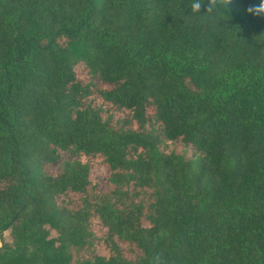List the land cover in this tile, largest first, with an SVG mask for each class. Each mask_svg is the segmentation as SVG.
Instances as JSON below:
<instances>
[{"label": "trees", "instance_id": "1", "mask_svg": "<svg viewBox=\"0 0 264 264\" xmlns=\"http://www.w3.org/2000/svg\"><path fill=\"white\" fill-rule=\"evenodd\" d=\"M256 2L0 0V264H264Z\"/></svg>", "mask_w": 264, "mask_h": 264}, {"label": "clouds", "instance_id": "2", "mask_svg": "<svg viewBox=\"0 0 264 264\" xmlns=\"http://www.w3.org/2000/svg\"><path fill=\"white\" fill-rule=\"evenodd\" d=\"M232 3V0H191L190 8L193 14L199 15L202 19L208 14L219 16V10L227 7ZM202 7H206V15H200ZM246 12L254 17H264V0H258L256 3H251ZM150 264H166L163 254L153 256Z\"/></svg>", "mask_w": 264, "mask_h": 264}, {"label": "rangeland", "instance_id": "3", "mask_svg": "<svg viewBox=\"0 0 264 264\" xmlns=\"http://www.w3.org/2000/svg\"><path fill=\"white\" fill-rule=\"evenodd\" d=\"M237 14H239V13H237ZM96 171L99 172V173L102 172V170H100V169H98V170H96ZM3 238H4V239H7V238H8V233H7V232L4 233Z\"/></svg>", "mask_w": 264, "mask_h": 264}]
</instances>
